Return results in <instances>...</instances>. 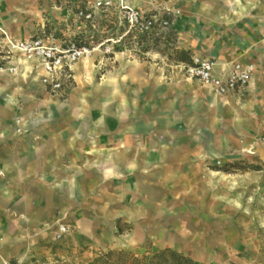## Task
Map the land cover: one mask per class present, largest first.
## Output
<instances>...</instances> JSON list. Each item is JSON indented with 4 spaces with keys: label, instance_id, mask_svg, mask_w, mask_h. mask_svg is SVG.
<instances>
[{
    "label": "rangeland",
    "instance_id": "374dc122",
    "mask_svg": "<svg viewBox=\"0 0 264 264\" xmlns=\"http://www.w3.org/2000/svg\"><path fill=\"white\" fill-rule=\"evenodd\" d=\"M161 1L180 14L143 34L89 0H0V62L17 67L0 74V194L15 198L0 209L24 219L17 210L29 204L38 219L24 233L23 260L100 264L109 250L171 247L203 263L264 264V74L235 105L244 134L230 118L209 131L204 102L191 121L190 89L201 101L207 86L183 68L196 51L186 10ZM38 36L91 49L60 91L7 45ZM229 121L230 146L219 142Z\"/></svg>",
    "mask_w": 264,
    "mask_h": 264
},
{
    "label": "crops",
    "instance_id": "0c3cea01",
    "mask_svg": "<svg viewBox=\"0 0 264 264\" xmlns=\"http://www.w3.org/2000/svg\"><path fill=\"white\" fill-rule=\"evenodd\" d=\"M172 1L177 2L183 10H186L185 20L190 25V34L192 33L189 42L192 47L196 48L195 54L215 59L217 74H221L223 69L227 73L233 63L237 61L252 62L256 65L255 74L246 88L230 92L225 97H219L213 93L211 88L205 86L207 99L201 98V101L197 95H193L194 93L197 94V91L191 88L192 94L189 95L187 103L184 104V114H188L191 121L197 118V112L195 113L197 106L202 102L206 104L207 111L205 113L209 131L216 129V119L229 120L230 118L238 132L244 134L246 130L243 129L244 125L241 120L243 121L245 116L242 112L240 113V110L238 111L235 105L241 95H245L247 92L255 95L258 89L257 77L261 76V73L264 74V0ZM133 3L139 5L137 0ZM2 34L3 31L0 26V35ZM220 111L226 116L220 115ZM226 123L228 122L226 121ZM226 123H223L224 136L219 142L230 146L234 139H231V131H228L231 129V123L228 125ZM186 125L190 127L191 123ZM131 146L133 151L145 152L147 150L145 144L140 149L139 147L134 148V144ZM196 153L197 151L194 154ZM202 154L199 153V155ZM183 160L186 161V159ZM187 169L188 166L186 169L184 168L182 175H185ZM24 198L30 200L28 196ZM0 199L4 202L15 200L10 191L1 193ZM4 206V209H0V264L2 261L23 260L19 255V249L23 239H25L24 233L33 225L38 224L37 212L29 207V204L25 208L20 207V210H17V214L24 215V219L16 218L12 213L13 210L9 211V204H4ZM18 224L23 225V228H18L16 226ZM201 257L203 260L206 259L203 253H201ZM24 261L27 264H43L35 261Z\"/></svg>",
    "mask_w": 264,
    "mask_h": 264
},
{
    "label": "built area",
    "instance_id": "2783aa9c",
    "mask_svg": "<svg viewBox=\"0 0 264 264\" xmlns=\"http://www.w3.org/2000/svg\"><path fill=\"white\" fill-rule=\"evenodd\" d=\"M147 8H142L133 3V0H89L90 6L95 9H114L120 14L126 25L139 33L148 34L157 30H164L172 23V17L181 12L173 3L161 0H143ZM86 18H91L92 13L81 11ZM11 52L19 53L27 60L36 63L41 83L51 91L63 89L62 78L67 75L73 65L91 53V49L77 42L61 43L51 38L30 37L11 38L7 41ZM185 73L192 79L221 96L238 89H244L249 84L253 65L241 61L234 62L227 73L222 70L216 73L217 62L215 59L195 54L188 63L183 65ZM17 67L10 63L0 62V74L15 72ZM264 140V137H263ZM60 234L67 230L65 224L59 226ZM4 264H27L24 260L4 261ZM59 264V263H43Z\"/></svg>",
    "mask_w": 264,
    "mask_h": 264
},
{
    "label": "trees",
    "instance_id": "16d2710c",
    "mask_svg": "<svg viewBox=\"0 0 264 264\" xmlns=\"http://www.w3.org/2000/svg\"><path fill=\"white\" fill-rule=\"evenodd\" d=\"M111 256H115L117 259L109 261ZM96 261L100 264H221L196 261L191 256L171 247L150 251L141 256L127 250H109L102 256L97 257Z\"/></svg>",
    "mask_w": 264,
    "mask_h": 264
}]
</instances>
